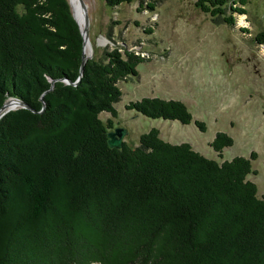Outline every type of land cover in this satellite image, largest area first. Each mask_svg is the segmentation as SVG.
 <instances>
[{
  "label": "trees",
  "instance_id": "trees-1",
  "mask_svg": "<svg viewBox=\"0 0 264 264\" xmlns=\"http://www.w3.org/2000/svg\"><path fill=\"white\" fill-rule=\"evenodd\" d=\"M196 3L231 25L248 12L247 0ZM83 39L70 0H0V106L29 105L0 117V264H264V196L248 177L257 152L220 161L155 126L135 146H110L113 120L100 112L117 115L120 79L146 58L113 47L81 72ZM126 107L194 118L174 97ZM232 143L225 130L211 140L221 156Z\"/></svg>",
  "mask_w": 264,
  "mask_h": 264
},
{
  "label": "rangeland",
  "instance_id": "rangeland-1",
  "mask_svg": "<svg viewBox=\"0 0 264 264\" xmlns=\"http://www.w3.org/2000/svg\"><path fill=\"white\" fill-rule=\"evenodd\" d=\"M84 1L89 15L87 54L99 57L106 49L127 47L146 58L138 63L137 75L120 79L117 115L101 111L104 122L111 117L113 126H124V140L132 146L155 126L164 139L188 141L220 161L236 154L250 157L256 151L248 177L264 196V42L255 39L264 30V0H247L248 12L238 14L233 25L214 20L196 0H132L117 6L105 0ZM71 6L74 11L72 0ZM80 13L83 25L82 6ZM243 24L251 31L239 29ZM145 95L184 100L193 117L206 122V129L194 118L183 123L126 107L129 100ZM217 130L233 137L222 156L211 145Z\"/></svg>",
  "mask_w": 264,
  "mask_h": 264
},
{
  "label": "water",
  "instance_id": "water-1",
  "mask_svg": "<svg viewBox=\"0 0 264 264\" xmlns=\"http://www.w3.org/2000/svg\"><path fill=\"white\" fill-rule=\"evenodd\" d=\"M71 2V0H70ZM81 6L83 7V11H84V19L83 22L84 24L81 25L79 19L76 16V13L73 11V14L75 16V18L77 19L80 29L82 31L83 34V40H84V45H83V57H82V64H81V72L83 70V66H84V62L86 61V59L88 57H90L89 54L85 53L84 50V46L86 43V40L89 38V33H88V24H89V15H88V10H87V6L84 0H79ZM15 103L13 106L10 105V103ZM20 105H27V102H25L23 99L16 97V96H10L9 98H7L4 103L0 106V117L7 112L8 110L15 108L17 106ZM127 132V129L124 126H113L112 128H109L107 130V136H108V143L110 146H122L123 141H124V136Z\"/></svg>",
  "mask_w": 264,
  "mask_h": 264
},
{
  "label": "bare ground",
  "instance_id": "bare-ground-1",
  "mask_svg": "<svg viewBox=\"0 0 264 264\" xmlns=\"http://www.w3.org/2000/svg\"><path fill=\"white\" fill-rule=\"evenodd\" d=\"M72 3L74 5V12L76 13L77 18L79 19L80 24L82 25V22H81V20H80V18L78 16V15L81 14L80 13L81 12V4H80L79 0H72ZM82 13L84 15L83 7H82ZM84 50H85V53L86 52L87 53L90 52V42H89V39L86 40V43H85V46H84ZM14 104H15L14 102L13 103H10L11 106H13Z\"/></svg>",
  "mask_w": 264,
  "mask_h": 264
}]
</instances>
